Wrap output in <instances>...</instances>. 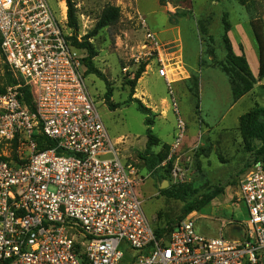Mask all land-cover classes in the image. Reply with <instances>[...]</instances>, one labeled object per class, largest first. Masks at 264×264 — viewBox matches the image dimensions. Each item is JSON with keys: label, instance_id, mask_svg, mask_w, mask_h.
Returning a JSON list of instances; mask_svg holds the SVG:
<instances>
[{"label": "built area", "instance_id": "1", "mask_svg": "<svg viewBox=\"0 0 264 264\" xmlns=\"http://www.w3.org/2000/svg\"><path fill=\"white\" fill-rule=\"evenodd\" d=\"M139 21L143 40L133 67L153 66L164 79L177 150L186 124L168 71L172 48L143 16ZM0 36L3 60L22 81L0 95V264H259L263 163L240 180V237L204 236L191 216L158 235L137 192L144 177L121 161L120 139L112 141L89 93L67 14L49 0H0ZM27 86L34 112L22 100ZM37 134L55 147L39 149Z\"/></svg>", "mask_w": 264, "mask_h": 264}, {"label": "rangeland", "instance_id": "2", "mask_svg": "<svg viewBox=\"0 0 264 264\" xmlns=\"http://www.w3.org/2000/svg\"><path fill=\"white\" fill-rule=\"evenodd\" d=\"M72 2L80 23L79 42L94 32L107 5L120 9L116 24L89 38L98 52L94 64L105 81L85 74V83L110 138L120 139L121 161L136 164L144 177L137 192L144 200V212L152 228L168 235L180 221L191 216L200 234L232 239L233 231L246 218L239 198L240 180L254 162L264 165V157L257 154L262 144L254 142V151L249 152L239 130L243 114L257 106L264 107L261 45L256 37L258 33L264 48V0H168L165 4L161 0ZM49 3L56 13L60 7L68 15L65 0ZM140 16L172 48L167 58L174 66L168 71L186 124L185 138H191L177 150H172L178 135L176 115L168 87L153 66L145 68L132 92L131 81L140 69L133 67L132 60L143 40ZM225 35L234 54L246 58L257 82L234 109L236 100L229 74L224 72ZM79 55L84 60L88 53L79 49ZM126 66L130 72L124 71ZM8 87L9 71L0 55V89ZM107 87L112 89L111 103L116 109H111L106 101ZM135 100L151 113L140 112ZM147 119L153 121V126L146 125ZM148 131L156 137L151 156L146 154ZM158 155L166 158L156 163ZM147 158L155 165L153 171L147 167ZM214 192L216 196L201 205L202 199ZM190 207L195 210L187 213ZM262 255L259 264H264V252Z\"/></svg>", "mask_w": 264, "mask_h": 264}, {"label": "trees", "instance_id": "3", "mask_svg": "<svg viewBox=\"0 0 264 264\" xmlns=\"http://www.w3.org/2000/svg\"><path fill=\"white\" fill-rule=\"evenodd\" d=\"M68 5V25L72 29L73 36L69 38L73 44V46L77 49H85L88 53L87 58H85L84 65L87 68L86 74H93L98 76L100 79L105 81L104 75L96 68L94 64V59L98 56V52L95 50L94 45L89 42V38H92L98 34V32L106 27L112 26L116 24L120 19V9L113 5H107L99 18V21L94 29V32L90 34L88 37H85L83 42H79L77 39L78 31H79V19L77 15V11L75 8L74 3L72 0H65ZM168 0H161L162 4H165ZM188 0H182V2H187ZM256 32V31H255ZM256 37L261 45V77L264 76V48L262 45V41L258 33H256ZM224 40L226 42V50H227V66L224 69V72L229 74V79L232 86V94L234 99L237 101L246 94L250 93L255 85L257 84L255 77L253 76L252 70L248 64V61L244 56L235 55L233 52V48L231 46V41L227 35H225ZM0 55L1 53V36H0ZM3 58V57H2ZM9 71V87L16 86L22 81L17 79L10 69L7 67ZM145 70V65H142L138 70L136 77L133 81H131L132 92L136 88L138 80L141 78L143 72ZM7 88L0 89V95L6 92ZM23 93L22 100L23 102L29 106L32 112L35 111L34 103H33V95L31 89L27 87H23L21 89ZM113 96L112 89L107 87L106 93V101L109 103L111 109H116L117 106L111 103V98ZM138 104V109L143 114L149 115L151 113L150 109L146 108L139 100H135ZM146 125L151 127L153 126V121L150 119L146 120ZM239 130L240 135L242 137L244 147L249 152L254 151V142H260L262 147L258 151V156L264 157V107L257 106L250 110L249 112L243 114L240 117L239 121ZM149 133V141L147 143L146 154L151 156L152 154V147L156 145V137ZM35 138L39 144V149L44 150L47 148L55 147V141L49 139L48 137L37 134ZM166 156L158 155L156 163L162 162ZM255 163V162H254ZM154 163L150 158H147V167L150 171L154 170ZM251 167V166H250ZM166 193V192H165ZM217 192L211 193L206 195L202 201L201 205L208 204L215 196ZM195 210V207H190L187 209V213L192 212ZM181 222V221H180ZM176 226L172 228L170 233L174 230ZM158 235H164L156 231ZM170 233L168 235H170Z\"/></svg>", "mask_w": 264, "mask_h": 264}, {"label": "crops", "instance_id": "4", "mask_svg": "<svg viewBox=\"0 0 264 264\" xmlns=\"http://www.w3.org/2000/svg\"><path fill=\"white\" fill-rule=\"evenodd\" d=\"M160 34H163V32H160ZM164 38H167V35L164 36ZM162 39H163V38H162ZM165 40H166V39H163L162 41L165 42V43H167ZM164 82H165V81H164ZM165 85H166V83H165ZM178 85H180V84H179V83L176 84V86H178ZM242 98H243V97H242ZM242 98L235 102V104L232 106V109H234V108L237 106V104L240 102V100H242ZM190 140H191V138H190V136H189V137H187V139L185 138L184 143H188Z\"/></svg>", "mask_w": 264, "mask_h": 264}, {"label": "water", "instance_id": "5", "mask_svg": "<svg viewBox=\"0 0 264 264\" xmlns=\"http://www.w3.org/2000/svg\"><path fill=\"white\" fill-rule=\"evenodd\" d=\"M243 231L242 228L240 226L236 227V229L233 231L231 237L235 238V237H240L242 235Z\"/></svg>", "mask_w": 264, "mask_h": 264}, {"label": "bare ground", "instance_id": "6", "mask_svg": "<svg viewBox=\"0 0 264 264\" xmlns=\"http://www.w3.org/2000/svg\"><path fill=\"white\" fill-rule=\"evenodd\" d=\"M65 8V7H64ZM65 13V12H64Z\"/></svg>", "mask_w": 264, "mask_h": 264}]
</instances>
